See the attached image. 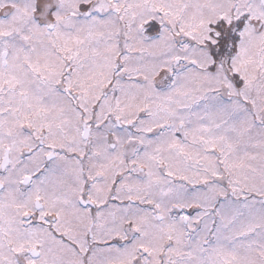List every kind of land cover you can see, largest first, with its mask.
<instances>
[{"label": "snow or ice", "instance_id": "obj_1", "mask_svg": "<svg viewBox=\"0 0 264 264\" xmlns=\"http://www.w3.org/2000/svg\"><path fill=\"white\" fill-rule=\"evenodd\" d=\"M0 264H264V0H0Z\"/></svg>", "mask_w": 264, "mask_h": 264}]
</instances>
